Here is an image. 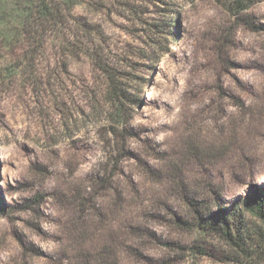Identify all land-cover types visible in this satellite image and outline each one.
Wrapping results in <instances>:
<instances>
[{
	"label": "rangeland",
	"instance_id": "obj_1",
	"mask_svg": "<svg viewBox=\"0 0 264 264\" xmlns=\"http://www.w3.org/2000/svg\"><path fill=\"white\" fill-rule=\"evenodd\" d=\"M233 7L81 0L31 79L0 87V264H231L223 242L179 221L192 218L185 196L214 188L229 205L264 185V1L247 11L260 32L237 25ZM87 29L140 100L126 104L117 143L89 43L61 42ZM202 147L218 151L197 158ZM89 184L97 209L85 214L107 262L79 258L90 253L76 229Z\"/></svg>",
	"mask_w": 264,
	"mask_h": 264
},
{
	"label": "trees",
	"instance_id": "obj_2",
	"mask_svg": "<svg viewBox=\"0 0 264 264\" xmlns=\"http://www.w3.org/2000/svg\"><path fill=\"white\" fill-rule=\"evenodd\" d=\"M79 1L81 0H0V87L31 79L37 70L36 63L43 51V44L52 35L57 37L58 34H63L60 32L62 26L65 27L70 22L74 24L72 15ZM263 1L232 0L236 24L250 31L260 32V24L247 11L254 4ZM84 33L74 32L71 38L63 36L61 42L71 45V40L83 38L89 43L84 53H88L94 67L101 71L105 79V102L112 110L106 119L112 139L117 143L126 136V129L119 130L128 119L126 104L140 100L128 92L126 78L120 76L111 66V61L103 57L99 43L94 38H85L91 34L90 30H84ZM217 151L213 147H202L195 152L197 158H203L212 157ZM100 179L103 180L97 176L94 181ZM113 180L112 173L109 181L113 183ZM93 187L94 185L89 184L85 195L78 197L79 211L82 214L78 223L80 225L76 229L90 241V244L83 245V249L90 253L81 254L79 258L83 262H107L112 252L105 242L96 243L94 228L88 221V214H85L86 210L90 213L97 209L98 194L92 192ZM109 188L111 183L106 186L107 190ZM209 191L210 193L198 194L197 198L185 196L192 218L190 222L180 219L179 223L185 230L194 231L202 240L211 238L223 242L232 250L229 258L231 264H255L256 262L250 261L264 254V185L251 187L245 195L229 205L217 189L211 188ZM120 196L122 197V193ZM2 204L0 194V206ZM127 247L131 249L130 245Z\"/></svg>",
	"mask_w": 264,
	"mask_h": 264
}]
</instances>
